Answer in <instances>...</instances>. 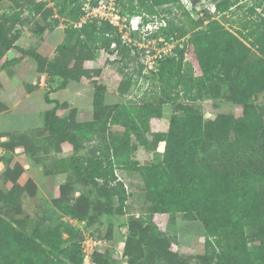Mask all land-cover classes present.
Wrapping results in <instances>:
<instances>
[{
	"label": "trees",
	"instance_id": "trees-1",
	"mask_svg": "<svg viewBox=\"0 0 264 264\" xmlns=\"http://www.w3.org/2000/svg\"><path fill=\"white\" fill-rule=\"evenodd\" d=\"M10 1L20 6L18 0ZM25 1L28 2L22 10L0 14V60L7 50L20 53L3 61L0 68L28 55L49 79H60L56 87L44 93V100L53 106L45 112L38 133L45 134L51 146L60 142L72 146L70 164L76 176L95 192L100 216L123 214L126 193L116 170L142 179L148 215L128 221L130 235L122 255L126 264H152V252L157 248L171 262L168 264H191L169 256V240L174 238L167 239L156 229L152 222L155 213H180L202 223L205 253L193 264H264V110L254 100L264 93V0H218L213 10L218 17L202 15L193 22L195 29L188 42L199 69L196 76L180 71L186 48L183 45H176L171 54L160 58L156 71L143 73L139 54L144 49L134 42L124 44L117 27L99 18L65 27L64 38L51 57L22 48L7 36L9 23L20 20L25 11L29 15L41 14L43 7L33 0ZM51 1L57 2L59 12H67L68 18L78 20L83 13L77 0ZM129 3L125 6L129 15L140 13V9L152 11L157 5L178 3L190 18L186 5L179 0H140L136 9ZM232 9L242 10L234 28L225 26L220 19ZM41 29L34 32L40 33ZM174 31L176 38L186 34L169 20L146 35H164L169 40ZM98 50L138 62L132 71L123 70L124 79L118 87L121 95L140 77L154 83L148 89L151 96L117 108L128 121L120 134L107 136L105 132L109 118L104 111V90L97 84L90 120H78L77 109L69 101L49 97L50 92L65 88L71 80L89 78V69L83 62ZM222 89L242 113H220L214 119H204L201 102L215 101ZM165 105L172 107L167 130L152 133L149 140L146 134L151 133L150 120L161 117ZM58 110L63 113L60 115ZM131 135L149 150L162 142L161 157L143 164L134 161ZM93 139L98 144L85 147ZM79 151L83 154L79 155ZM74 155L81 159V166L74 164ZM26 197L17 186L0 185V264H85L81 230L62 217L50 220L42 215L30 216ZM69 202L66 198L60 206L63 214L78 220L87 217ZM112 252L110 245L93 248L92 262L119 264Z\"/></svg>",
	"mask_w": 264,
	"mask_h": 264
},
{
	"label": "rangeland",
	"instance_id": "rangeland-1",
	"mask_svg": "<svg viewBox=\"0 0 264 264\" xmlns=\"http://www.w3.org/2000/svg\"><path fill=\"white\" fill-rule=\"evenodd\" d=\"M43 4L42 12L38 15H29L25 11L21 14L20 20L9 23L7 36L16 45L39 53L44 57L55 55L57 45L64 38V29L70 25H79L86 21L96 19L101 15L123 17L141 16V22L153 28L165 26L171 20L176 26L185 30L186 34L181 38H176V31L172 33L169 40L164 35L157 38H148L145 30L141 34H130L129 23L120 21L121 31L118 30L123 43L139 42L151 48L163 42L171 43L173 52L176 45L186 47L180 71H185L194 76L199 74L198 65L193 50L188 42L189 34L195 29L194 21L202 15H216L213 13L214 4L218 0H179L186 5L185 10L189 12L190 18L185 16V11L176 4H164L154 6L152 11L140 9V13L127 14L125 6L128 0H99L93 4L94 0H77L83 13L78 20L68 18L67 12L60 13L57 2L51 0H33ZM140 0H132L131 5L136 9ZM28 1L18 0L20 6H16L10 0H0V14L6 12L10 14L25 8ZM104 5L101 9L97 7ZM85 14H89L85 17ZM92 14V15H91ZM242 14L241 9H232L224 17H220L227 27L234 28L238 16ZM84 15V16H83ZM144 16L146 20H144ZM49 26H52L50 29ZM42 28L40 33L34 30ZM148 30V29H147ZM150 40V41H149ZM154 40V41H152ZM164 40V41H163ZM186 44V45H184ZM174 47V48H173ZM147 48V47H146ZM20 53L14 49L7 50L0 60V64L6 59L19 56ZM140 60H141V55ZM84 67L89 69L90 77L82 78L80 81H69L63 89L49 93L51 98L59 101H69L70 106L77 109L76 118L78 120H90L93 115L92 100L94 87L96 84L103 88L104 109L108 115L106 134H120L128 125L127 118L117 112L123 104L135 103L145 95L151 96L148 90L151 82L150 78H138L136 83L129 86L127 91L121 95L119 85L124 79V71H132L138 65L136 60L120 59L116 53H108L105 50H98L94 57L83 62ZM127 63L126 67L125 64ZM126 69V70H125ZM155 71L157 68L154 69ZM135 75V74H134ZM60 79L54 77L49 79L45 73L39 70L35 61L30 56H24L16 63H12L0 68V154L3 160L0 161V185L17 186L24 195H27V211L30 216L42 215L50 220L64 218L81 230V247H90V238L100 240V245L94 248L110 245L113 248V256L124 264L126 258L124 254L125 241L130 235L128 221L130 218L148 215V202L145 197L142 179L137 174H123L116 170L117 178L122 182L126 197L123 203V214L115 216H100V212L95 207V192L79 177L70 164L73 156L72 146L67 142H60L58 146H51L46 143L45 134L38 133L43 126L45 112L53 106L44 100V93L49 88L58 85ZM154 82H156L154 80ZM222 95L216 99L203 100L200 108L204 119H214L217 114L226 113L239 115L242 109L228 99V92L222 89ZM255 102L262 111L264 110V93L254 97ZM61 115L62 110H58ZM172 113L170 105L163 106L162 115L159 118L150 120L151 133H147V139L152 138V133L165 132L169 124V117ZM130 142L134 144L131 155L134 161L143 164L148 161L158 160L161 157L163 143L157 144L155 150H149L144 145L137 142L131 135ZM98 141L93 139L85 143V147L96 146ZM47 148V149H46ZM79 155L83 151L78 152ZM75 165L83 164L81 159L74 155ZM66 198L70 199L69 204L79 213H85V219H72L63 214L60 206L64 204ZM62 199V200H61ZM60 201V203L58 201ZM59 203V206L56 205ZM100 216L101 222L98 221ZM152 222L156 229L167 239L170 238V257L185 259L193 264L199 261L205 253L204 228L202 223L196 219H187L182 214L155 213L152 215ZM65 236V235H64ZM152 264H168L165 257L161 256L158 250L152 252ZM88 256V263L94 264ZM128 258V256H127ZM127 261V260H126ZM128 262V261H127ZM202 264V262L200 263Z\"/></svg>",
	"mask_w": 264,
	"mask_h": 264
},
{
	"label": "built area",
	"instance_id": "built-area-1",
	"mask_svg": "<svg viewBox=\"0 0 264 264\" xmlns=\"http://www.w3.org/2000/svg\"><path fill=\"white\" fill-rule=\"evenodd\" d=\"M101 7H104V5L99 6L97 8L101 9ZM88 15L89 14H85V17H88ZM98 18L108 20L109 23L116 26L119 31H121V28H122L120 21H122V22L125 21V22L129 23V28L131 29V30H129L130 34L132 32H136L138 34H141L145 30L147 31V33H151L153 30L158 28V27H156V28L151 27L149 25V23H146V24L142 23L141 22V16L140 17L139 16H133L130 18H127V17L121 18L120 16L116 15V16H114V18H112L110 16H103L100 14V16ZM79 25H81V23ZM144 34H146V33H144ZM128 41H129V43L131 42L130 39H128ZM152 41H154V40H152ZM134 43L137 46H139V48L144 49V51L141 52L140 55H141V62L144 65L143 73H145V74L149 73L151 70H154L158 64V60L160 58H162L164 55H166L167 51H171V49H172L171 43H169L167 41L163 42V44L157 43L156 46L160 47L159 49L156 48L154 45H152L151 48H148V46H146V45L143 46V44H140L139 42L135 41ZM89 242H90V247L86 246V247L82 248L85 259H86V263H88V256L92 253L93 248L97 245H100V243H101L100 240H96V238H93V239L90 238ZM122 262L124 264H126V261H122Z\"/></svg>",
	"mask_w": 264,
	"mask_h": 264
},
{
	"label": "water",
	"instance_id": "water-1",
	"mask_svg": "<svg viewBox=\"0 0 264 264\" xmlns=\"http://www.w3.org/2000/svg\"><path fill=\"white\" fill-rule=\"evenodd\" d=\"M111 49V48H110ZM80 236H81V234H80ZM85 264H86V259H85Z\"/></svg>",
	"mask_w": 264,
	"mask_h": 264
},
{
	"label": "crops",
	"instance_id": "crops-1",
	"mask_svg": "<svg viewBox=\"0 0 264 264\" xmlns=\"http://www.w3.org/2000/svg\"><path fill=\"white\" fill-rule=\"evenodd\" d=\"M50 97V96H49ZM51 98V97H50ZM124 174V173H123ZM126 175V174H125Z\"/></svg>",
	"mask_w": 264,
	"mask_h": 264
}]
</instances>
